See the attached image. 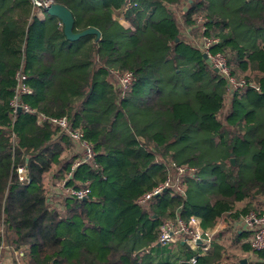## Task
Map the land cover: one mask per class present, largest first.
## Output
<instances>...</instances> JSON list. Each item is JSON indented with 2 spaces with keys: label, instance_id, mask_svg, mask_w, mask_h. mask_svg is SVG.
Returning a JSON list of instances; mask_svg holds the SVG:
<instances>
[{
  "label": "trees",
  "instance_id": "1",
  "mask_svg": "<svg viewBox=\"0 0 264 264\" xmlns=\"http://www.w3.org/2000/svg\"><path fill=\"white\" fill-rule=\"evenodd\" d=\"M52 1L71 12L73 32L95 27L99 37L69 40L60 19L31 0H0V258L184 264L156 259L171 249L153 246L160 223L196 215L202 228L223 227L205 254L179 243L187 263L195 257L188 264H264L252 231L236 223L264 209V0ZM204 35L219 39L210 49L241 87L230 91L203 58ZM17 75L29 92L19 91ZM50 117H64L95 153L65 181L87 182L86 198L48 202L47 179L62 180L79 156ZM169 177L180 189L138 201ZM106 180L107 231L80 224Z\"/></svg>",
  "mask_w": 264,
  "mask_h": 264
},
{
  "label": "built area",
  "instance_id": "2",
  "mask_svg": "<svg viewBox=\"0 0 264 264\" xmlns=\"http://www.w3.org/2000/svg\"><path fill=\"white\" fill-rule=\"evenodd\" d=\"M35 9H45L51 3L52 0H31ZM200 20V19H199ZM204 29V26H202ZM219 41L216 37L203 36L198 43V46L202 53L206 55V59L210 65L217 70L226 80L230 91H234L242 86L243 82L236 80L229 72L225 57L220 52H212L211 46ZM19 91L29 92L28 87L23 83L25 79L24 75H17ZM122 85H126L131 81V74L126 73L119 78ZM11 104L16 108L23 107L28 110V107L22 104L12 101ZM44 119V115L40 114L38 120ZM48 122L59 126L63 131H66L68 137L74 143L75 152L79 155L75 162L71 166V171L62 180H54L52 183V189L48 194L49 203H53L55 199L60 196H68L77 199L86 198L90 194V188L87 186V182L83 186L73 188L66 186L65 181L71 177L72 170L79 164L88 162L93 159L94 151L90 144L83 138L81 132L70 129L67 120L63 118H47ZM193 169V168H189ZM185 168L178 167L179 174L184 172ZM20 180L25 178V170L20 167L17 170ZM167 187H175L180 189L177 179H166L163 183L158 184L151 192L146 193L138 199L140 203L148 200L152 195L159 194L161 191L167 189ZM237 225L242 228L252 231L251 247L255 251H262L264 253V209L260 214L254 212H248L238 220ZM214 230L210 228L201 227V218L196 215H190L186 218L176 216L174 220H165L160 223L158 227L157 242L163 245H172L178 243H185L191 250L196 251V254H205L211 247ZM258 260L256 257H251L250 261ZM188 263H194L195 257L191 256Z\"/></svg>",
  "mask_w": 264,
  "mask_h": 264
},
{
  "label": "rangeland",
  "instance_id": "3",
  "mask_svg": "<svg viewBox=\"0 0 264 264\" xmlns=\"http://www.w3.org/2000/svg\"><path fill=\"white\" fill-rule=\"evenodd\" d=\"M122 24L124 25V27H127L128 26V23L125 22V21H123V20H122ZM53 181L54 180H51L49 178L47 179V182H46V186L47 187L46 188L49 190L48 194L50 193V191L52 189V183H53ZM102 183H103V187H104L102 191H98V186L96 185L97 189L95 190V196L92 197V199H90L89 203L86 205L88 208H90V212L87 215L88 218L87 219H82L80 221V224H93V225L94 224H102L104 230L107 231V180L106 181H102ZM120 191H121V189H115L114 188V191L111 192V194H119ZM97 192H99V193H97ZM60 197H62V196H60ZM99 197H103V202L101 201V199L98 200ZM56 204H57V202H56ZM58 207H59V205H58ZM106 231H105V233H106ZM103 238H105V237H103ZM167 247H168L167 245H160V246H158L156 243L153 246L154 249H157V248L158 249H162V248L165 249ZM169 249L172 250L171 246H170ZM188 250L189 249L186 248V251H188ZM175 252H178V250L175 249ZM180 255L178 256L179 258H181ZM152 256H156L158 259L159 258L162 259V256H167V254L165 255V254L156 253V252L154 253L153 252L152 253Z\"/></svg>",
  "mask_w": 264,
  "mask_h": 264
},
{
  "label": "water",
  "instance_id": "4",
  "mask_svg": "<svg viewBox=\"0 0 264 264\" xmlns=\"http://www.w3.org/2000/svg\"><path fill=\"white\" fill-rule=\"evenodd\" d=\"M45 11L52 16H55L60 19L62 26H63V32L67 39L69 40H75L78 39L81 36H84L86 34L94 33L97 37H99V31L95 27H88L85 28L79 32H73L72 31V25H73V16L71 12L63 5L57 4V3H51L48 7L45 8ZM203 58H206V55L202 53ZM18 111H20V108H17ZM230 162L232 165H234V158H230ZM159 244V243H158ZM160 245V244H159ZM246 259L243 258L240 260L239 264L246 263ZM184 264H188L186 261L183 262Z\"/></svg>",
  "mask_w": 264,
  "mask_h": 264
},
{
  "label": "crops",
  "instance_id": "5",
  "mask_svg": "<svg viewBox=\"0 0 264 264\" xmlns=\"http://www.w3.org/2000/svg\"><path fill=\"white\" fill-rule=\"evenodd\" d=\"M223 227V223L221 222H217L213 227H211L210 229L214 230V234ZM158 246L160 245H163V244H158V242L156 243ZM181 245H184L183 242H181ZM168 249L172 248V250L167 254V256L170 258V260H176V262H184L186 261L184 259V257L181 256V258H179L178 256L182 253L183 255V251L186 250V248L184 247V249H182L180 246H179V243L178 244H172V245H167ZM174 249V250H173ZM175 249L178 250V252H175ZM156 252V251H155ZM154 252V253H155ZM180 253V254H179ZM156 259H158L156 256H154ZM172 258V259H171ZM0 264H13L12 263V260L10 258L9 255H5L3 258H0Z\"/></svg>",
  "mask_w": 264,
  "mask_h": 264
}]
</instances>
